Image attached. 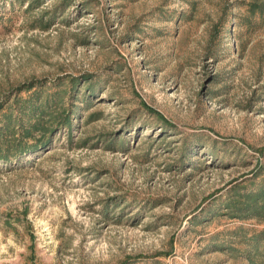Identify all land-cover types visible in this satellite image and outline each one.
Here are the masks:
<instances>
[{
  "label": "rangeland",
  "instance_id": "obj_1",
  "mask_svg": "<svg viewBox=\"0 0 264 264\" xmlns=\"http://www.w3.org/2000/svg\"><path fill=\"white\" fill-rule=\"evenodd\" d=\"M20 121L0 264H264V0H0Z\"/></svg>",
  "mask_w": 264,
  "mask_h": 264
},
{
  "label": "trees",
  "instance_id": "obj_2",
  "mask_svg": "<svg viewBox=\"0 0 264 264\" xmlns=\"http://www.w3.org/2000/svg\"><path fill=\"white\" fill-rule=\"evenodd\" d=\"M32 86L27 85L26 87H30ZM35 116V114H33ZM64 123L68 124L69 123V118L64 119ZM19 126L20 127V138H15L14 136L12 137H8V134L15 129V127ZM16 126V124L14 122H8L7 124L5 123L3 129L5 131V135L0 137V160L2 161H7L10 160L12 157H16L17 155L21 154V153H25L27 151H30L33 148H36L37 145H35L36 143H28L27 141H25L24 139L26 137H31L33 130L37 129L38 126V122L35 121V123L33 124H29L26 125L24 124V122H21ZM45 133V131L43 132ZM42 133V134H43ZM22 139L24 141H22ZM14 146V147H13ZM11 151L9 152L8 150Z\"/></svg>",
  "mask_w": 264,
  "mask_h": 264
}]
</instances>
